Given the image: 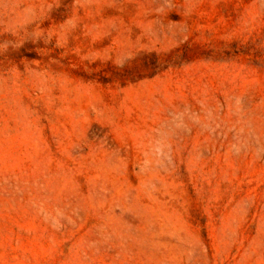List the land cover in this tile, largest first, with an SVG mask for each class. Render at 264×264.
Listing matches in <instances>:
<instances>
[{
    "label": "rangeland",
    "instance_id": "obj_1",
    "mask_svg": "<svg viewBox=\"0 0 264 264\" xmlns=\"http://www.w3.org/2000/svg\"><path fill=\"white\" fill-rule=\"evenodd\" d=\"M0 264H264V0H0Z\"/></svg>",
    "mask_w": 264,
    "mask_h": 264
}]
</instances>
